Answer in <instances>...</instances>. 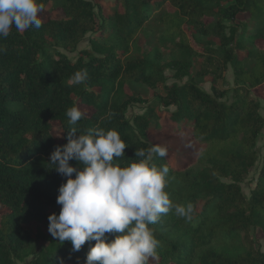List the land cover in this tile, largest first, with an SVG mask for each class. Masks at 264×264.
Returning a JSON list of instances; mask_svg holds the SVG:
<instances>
[{
	"label": "trees",
	"instance_id": "1",
	"mask_svg": "<svg viewBox=\"0 0 264 264\" xmlns=\"http://www.w3.org/2000/svg\"><path fill=\"white\" fill-rule=\"evenodd\" d=\"M42 2L62 15L41 18L38 29L13 27L0 38V204L6 208L0 213V264H84L95 243L73 252L71 242L48 231V216L59 214L58 190L67 180L52 168L50 155L68 142L71 127L81 134L117 131L128 145L123 157H114L121 167L155 144L149 135L154 128L200 145L189 160L174 163L171 148L166 157H153L157 167L169 168L164 190L187 215L173 208L149 225L159 244L146 264H264V250L252 236L257 229L264 238V154L259 159L256 149L264 128V0ZM152 18L161 30L147 47L145 22ZM84 38L87 46L74 58L60 50H76ZM162 46L169 49L168 61ZM165 68L177 81L165 84ZM228 68L233 85L224 88ZM84 70L86 81L70 84ZM205 77L210 92L199 86ZM132 83H163L156 98L166 108L147 104L126 117L130 104L147 101ZM74 106L86 115L71 125L66 112ZM257 160L247 196L240 183ZM69 163L80 167L74 159ZM195 164L202 167L195 170Z\"/></svg>",
	"mask_w": 264,
	"mask_h": 264
},
{
	"label": "clouds",
	"instance_id": "2",
	"mask_svg": "<svg viewBox=\"0 0 264 264\" xmlns=\"http://www.w3.org/2000/svg\"><path fill=\"white\" fill-rule=\"evenodd\" d=\"M44 11L42 0H0V38H6L13 27L19 32L40 28ZM86 79V70L77 71L70 84ZM66 115L76 125L86 113L74 106ZM67 140L55 148L49 160L52 168L67 177L58 190L59 214L48 216L49 233L61 243L71 242L73 252L95 241L84 264H146L159 244L149 225L173 208L177 215H187L164 190L169 168L152 163L154 155H168L167 146L153 144L147 151H136L135 156L142 159L121 167L114 157H123L128 145L117 131L96 128L81 134L71 127ZM73 159L79 168L69 163ZM108 233L118 235L109 241Z\"/></svg>",
	"mask_w": 264,
	"mask_h": 264
},
{
	"label": "rangeland",
	"instance_id": "3",
	"mask_svg": "<svg viewBox=\"0 0 264 264\" xmlns=\"http://www.w3.org/2000/svg\"><path fill=\"white\" fill-rule=\"evenodd\" d=\"M104 1H109V0H104ZM60 15H62L61 11L56 8H53L51 6V3H48L47 6L45 7L44 13L41 15V18H45L47 16H60ZM145 25L147 29L149 30L150 34L148 38L144 41V44L145 46L149 47L157 43L156 40L161 30V25L154 18L146 21ZM86 46H87V40L86 38H84L79 42L76 50H63V49H60V50L65 52L68 57L74 58L78 54V49L82 47H86ZM161 51L163 54V60L168 61L170 59L169 49L166 46H162ZM197 67H198V59H195L193 66H192L193 71H195ZM164 72L167 76L165 84H169L172 81H177V79H175L172 76V73H173L172 69L165 68ZM184 80H186V77L180 78L179 81H184ZM231 85H233V75H232L231 69L228 68L225 72L224 79L221 82V86L224 88H227V87H230ZM199 86L202 89L210 92V79L208 77H205L204 79L200 80ZM131 87L137 94L145 98L147 101L146 102H135V103L130 104L125 113L126 117L130 118L131 116H133V114L143 112L147 104L153 105L155 110L160 111V112L166 108L161 103H159L156 98L158 94L163 92V83H159L154 88L145 86L140 83H132ZM167 108L171 109L172 106H168ZM261 112L264 113L263 110H261ZM165 120H166L165 117L161 118V121H165ZM152 122L153 121H151V125L153 124ZM53 133L57 137H60L61 132L56 126V124L53 128ZM149 135H150L152 143L164 145V146H167V148H171L174 150L173 151L174 152L173 153L174 163L192 159L196 149L200 147V145L193 142L188 136L184 134L182 135L173 134L172 132H168L162 128L151 129ZM256 149H257L259 159H260V156L264 154V128L262 130L261 136L256 142ZM201 167H202L201 164L194 165L195 170H199ZM259 167H260V162L257 160L255 165L249 170L247 176L240 183L242 191L247 196L250 192V189L254 186ZM5 209L6 208L0 204V213L4 212ZM252 236L253 238H256L258 240L257 243L260 246L261 250H264V238L260 236L257 229H254L252 231Z\"/></svg>",
	"mask_w": 264,
	"mask_h": 264
}]
</instances>
